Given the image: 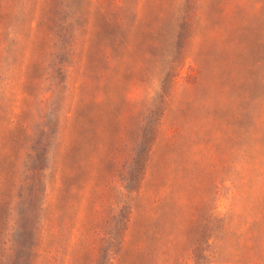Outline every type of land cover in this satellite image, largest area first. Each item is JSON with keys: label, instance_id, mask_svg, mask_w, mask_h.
<instances>
[{"label": "rangeland", "instance_id": "374dc122", "mask_svg": "<svg viewBox=\"0 0 264 264\" xmlns=\"http://www.w3.org/2000/svg\"><path fill=\"white\" fill-rule=\"evenodd\" d=\"M0 264H264V0H0Z\"/></svg>", "mask_w": 264, "mask_h": 264}]
</instances>
